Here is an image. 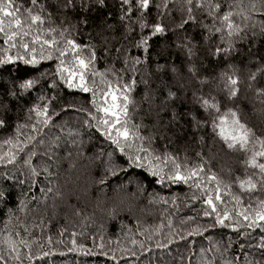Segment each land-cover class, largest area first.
<instances>
[{
    "label": "trees",
    "instance_id": "obj_1",
    "mask_svg": "<svg viewBox=\"0 0 264 264\" xmlns=\"http://www.w3.org/2000/svg\"><path fill=\"white\" fill-rule=\"evenodd\" d=\"M212 2L222 5L216 10L219 15L231 11L233 21L240 25L239 34L231 41L226 27L220 33L210 31L220 28L221 21L207 15V5L195 13V27L192 22H188L186 29L174 31V24H179L181 18H187L186 7L181 8L182 0H168L167 9L164 0H150L149 8L144 10H138L135 0H130L132 11L129 13L127 6H124L123 11L128 13L132 21L142 16L149 26L146 29H141L135 23L129 24L126 29L120 23L121 0H107L102 16L98 12L92 15L98 21L107 18L106 23L111 27L107 30L81 28L80 32H74L73 35L81 45H96V55L100 58L93 68L99 74L96 77L98 83L101 79H107L113 86L116 85L117 75L111 71L112 68L118 71L121 84L135 80L128 93L130 101H135L129 108V126L141 125V135L147 136L144 126L150 127L153 124V118L146 115L149 108L143 99L146 92L158 93L156 103L163 100L169 90L176 93L174 103L169 101V116L172 108H175L181 114L190 111L197 115V119H207L208 124L199 130L191 127V117L185 118L187 124L185 119L179 120L184 131L178 129L176 136L154 142L152 148L158 152L166 150L179 156L181 162L187 161L190 164L199 163L197 153H201L208 162L206 168L229 183L231 192L239 195L236 179H244L246 175L255 179L254 174L258 173L254 167L241 162L252 155L253 149L261 150L260 141L255 140L249 144L247 151L227 149L212 129L211 118L200 107L196 97L214 99L218 103V113L213 110L214 115H224L228 109L238 111L242 122L253 130L256 137L264 139V94L256 91L257 88H264V71L258 72L253 81L248 79L257 68L264 67V12L250 9L251 0ZM15 3L27 8L31 0H15ZM41 3L46 4V11L52 14V22L46 26L59 29L62 23L75 24L77 17L68 13L70 19L65 20L58 11L57 0H38L33 11H39ZM157 4L160 5L159 9ZM245 15L248 16L247 21L244 20ZM158 19H162L168 30L149 37L150 51L143 47L137 49L135 45L141 34L149 35L150 26ZM205 25L208 27H203ZM205 33L208 35L207 39ZM193 35L196 37L193 43L198 44L202 51H196L193 57H189L187 49L177 45ZM229 42L233 50L227 56L206 55L209 45L214 50L217 46L227 48ZM129 43L133 47L129 48ZM121 45L132 56L140 57L142 63L136 65L135 73L131 65L127 72L123 70V58L119 62L114 59L116 49ZM3 47V35L0 34V49ZM106 47L112 53L107 57L104 55ZM83 55L88 57L89 52L85 51ZM55 63L53 58L37 65H26L21 61L0 64V101L10 107L9 126L0 128V152L9 150V146L3 144L4 140L18 139L22 156L29 159L30 165L38 173L34 180L28 179V168L23 166V158L20 156L15 166L0 164V190L10 193L0 198V255L6 258L7 264H203V261L221 264L222 260L237 256L239 264H245V257L242 255L244 252L248 253L249 260L260 258L257 250L248 247L259 241L257 229H245L243 226L238 229L220 226L207 229V224L215 217L210 220L198 215L203 211V206L192 200L191 196L195 193L197 197H201L204 193L191 187L192 181L187 184L173 183L166 178H154L147 167L121 165L128 168L126 175L118 172L115 176L104 177L105 183L100 185L98 181L102 178V172L99 161L94 156L101 145L107 149L110 142L96 128L82 127V122L87 117L75 111H66L63 103L75 100V107H87L84 101L92 98L91 92L85 94L79 90L57 89L53 93L48 89L45 77L25 94L23 101L17 102L2 94L11 87L13 80L38 76L40 72L53 68ZM190 64L197 65L199 75L188 71ZM158 65H167V68H158ZM173 67L176 69L174 72ZM32 69L37 71L33 72ZM229 75L238 78V95L231 98L224 87ZM88 79L91 81L90 75ZM163 84L169 87L163 88ZM41 95L55 96L54 100L43 101L50 104L55 115L49 113L52 115L49 124L39 125L43 130L40 137L28 146L24 144V140L36 135L31 131L35 116L33 114L32 122H28L24 109L34 103L42 107L39 100ZM25 123H29L28 128L18 127ZM41 138L43 143H40ZM146 146L138 140L134 145L137 148ZM25 147L27 151H23ZM32 151H36L37 155L31 156ZM45 151H49L51 159L41 155ZM117 156L126 159L127 153H117ZM257 161L264 163V157H258ZM116 163L120 164V161L117 160ZM44 168L54 175L46 174ZM21 172L23 175H19ZM204 176H207V172ZM9 177L17 179L14 181ZM204 182L207 183V180ZM48 188L53 191L49 192ZM56 192L60 195H56ZM226 199L230 200V197ZM259 200H264V189L245 193L241 204L237 206L243 207L249 203L255 205ZM235 203L231 201L230 209ZM232 215L235 219L234 212ZM187 217H193L191 223L187 222ZM194 225H204V231L188 235ZM240 231L247 234L240 236ZM149 236L152 237L151 240L148 239ZM6 239L28 241V248L17 244L21 260L15 259L11 246L5 243ZM133 240L137 243L133 244ZM158 244H165L167 247L160 248L157 247ZM228 245L231 247H227ZM144 248L148 251H144Z\"/></svg>",
    "mask_w": 264,
    "mask_h": 264
},
{
    "label": "snow or ice",
    "instance_id": "obj_2",
    "mask_svg": "<svg viewBox=\"0 0 264 264\" xmlns=\"http://www.w3.org/2000/svg\"><path fill=\"white\" fill-rule=\"evenodd\" d=\"M38 0H31V4L24 8L23 5L15 3V0H0V34L3 35L4 47L0 49V64H7L10 62L21 61L26 65H37L44 60H52L55 58V66L51 69L40 72L37 75L26 76L19 80H13L11 87L7 88L2 94L7 97L15 99L17 102L23 101L25 94L29 93L34 86L38 85L41 80L47 77L45 83L50 91L53 93L57 89L66 90H79L82 93H92L90 100H85L84 105L79 108L75 107V100L63 101L66 111H75L87 118L83 120L82 127L96 128L103 136L109 141V147L105 149L103 145L95 153L94 159L99 161V165L102 172V178L98 181L100 185L105 183L104 177L115 176L118 172L127 174L128 168L121 167V165L132 166L136 168L147 167L152 172L153 177H160V179H167L173 183L183 182L189 183L192 181L191 187L195 188L198 192L204 193L201 197H197L195 193L192 194L191 199L201 203L203 211L199 212L205 218L211 220L214 216L215 219L207 224V229H214L217 226L238 229L243 226L245 229L255 228L259 232V241L254 244L248 245L250 248H254L259 253V259H248V253L244 252L242 255L245 257V264H264V200H259L255 205L249 203L247 206H237L241 204L242 197L245 193H252L254 190L264 189V163L258 162V157H264V139L256 137L255 133L246 123L242 122L241 114L232 109H228L224 115H214L213 110H217L218 103L212 99L205 97H196L200 107L208 112V116L211 118V127L219 137L225 147L229 150L239 149L243 151L248 150V145L254 143L255 140H259L261 144V150L253 149L252 155L248 157L246 161L241 163L246 166H252L258 170L255 173V179L252 176H245L244 179L239 177L235 183L238 184L240 194L236 195L231 192V185L223 181L217 174L211 172L210 168H206L208 163L201 153H197L200 158V162L196 164H190L187 161L181 162L179 156L173 155L167 152H158L155 148H152L154 142L158 143L159 140H168L171 136L177 135V130L181 132L184 129L179 125V120L191 117V127L195 130H199L208 124V120L197 119V115H194L190 111H186L183 114L177 112L175 108H172L171 115H168L169 101L174 103V97L176 93L171 90L167 92L163 100L156 103L158 99V93L155 91L146 92L144 96V102L148 103L149 108L146 115L153 118V124L144 126L147 129V136L140 134L141 125L129 126L130 105L135 101H130L128 93L135 84V80L121 84V78L118 71L112 68V72L117 75L116 85L113 86L112 82L107 79H101L99 83L96 81L97 75H99L93 68L94 63L100 58L96 55V45H81L77 43L73 33L80 32L81 28H96L99 30H107L110 25H107V18H102L99 21L92 13H100L102 16L103 10L107 5V0H57L58 11H60L65 20L70 19L68 13L77 17L75 24H64L56 27L46 26L52 22V14L46 11L47 5L44 3L39 4V11H33L36 8ZM168 0H164L165 9H167ZM135 5L138 10L148 9L150 6V0H135ZM207 5V15L218 18L221 21L220 28L210 29L217 33H220L223 28L227 29V36L229 41L239 34L240 25L235 23L232 19L233 13L231 11H225L223 15H219L216 11L221 8L220 3H213L212 0H182L181 8L186 7L187 18H181L179 24H174V31H179L187 28L188 22H192L195 27L196 16L195 13L205 8ZM124 6L128 7V12L132 11L130 0H121V16L120 23L127 29L129 24H138L141 29L148 28V24L143 17H138L135 21H132L128 16V13L123 11ZM157 8L160 5L157 4ZM250 9L264 12V0H251ZM240 15V13H237ZM111 16V13H109ZM248 16H244V20L247 21ZM127 20V23H124ZM208 27V26H203ZM149 35L141 34L135 47L137 49L143 47L145 50L150 51L149 37L156 33L166 32L167 26L162 22V19H158L157 22L151 26ZM264 31V28H262ZM30 38V39H27ZM208 38L205 33V39ZM223 38V37H222ZM106 39V38H105ZM196 37L193 35L191 38L184 40L181 44L177 45L181 48L187 49L189 57H193L196 51H202L198 44H194L193 40ZM243 39V37H241ZM131 48L133 45L128 44ZM233 50L231 42L228 43L227 48H221L217 46L214 50L209 49L206 53L208 57H219L221 54L228 55ZM89 52L88 57L83 55V52ZM15 54H12V53ZM111 49L105 48V57L111 55ZM70 56V58H69ZM123 58V70L127 72L128 66L131 65L133 73H135L136 65L142 63L139 56H132L129 51L125 49L123 45L116 49L114 59L119 62ZM211 63V61H210ZM231 67V65H229ZM158 68H167V65H158ZM175 67L172 68L174 72ZM36 72V69H32ZM188 71L194 75H199V70L196 64H190ZM264 71V67L257 68L256 72H253L249 77V81H253L256 78L258 72ZM91 76V81L88 77ZM155 75V74H153ZM223 76V74H222ZM147 83V81H145ZM238 78L235 75L227 76L224 84L229 98L238 95ZM251 86V83L250 85ZM167 84H163V88H168ZM106 88V90H102ZM258 94H264V88L256 89ZM72 93H69L71 95ZM47 100H54L53 97H45L41 95L39 100L42 102V107L38 104H31L30 107L24 109L27 113L28 122H32L33 114L35 116V122L31 123V131L36 135H31L24 140V144L31 146L32 141H35L40 137L42 129L39 125H48L52 119V115H55L54 110L50 107L49 103L43 102ZM23 106L21 105V108ZM10 107L3 101H0V128L9 126ZM52 113V115H49ZM63 114V112L61 113ZM163 114V116L161 115ZM167 117V119H164ZM188 121L185 119V124ZM20 128H28L29 123L24 125H18ZM157 137L159 139H157ZM179 138V137H177ZM141 141L142 144H146V147H134L136 141ZM40 143H43V139H40ZM73 143L75 141L73 140ZM4 145L9 146L8 151L0 152V164L6 166H15L18 162V156L23 158V166L28 168V179H33L37 176V170L30 165V161L27 157L22 156L20 150L19 140L7 139L3 141ZM27 147L23 148V151H27ZM117 153H127V158L117 156ZM155 153V155H154ZM31 156L37 155L36 151L30 153ZM41 155L51 159L49 151L41 153ZM119 160L120 164L116 161ZM115 169V171H113ZM43 171L48 175H54L50 173L47 168ZM207 172V176L204 173ZM23 175V173H19ZM14 181L16 177H9ZM205 179L207 183H205ZM22 184L24 181H20ZM159 182V180L157 181ZM48 191H53L52 188H48ZM10 195L5 191L0 190V198H4ZM56 195H60L56 192ZM226 197H230L227 200ZM251 200V197H250ZM231 201L236 203L229 207ZM175 202V197H173ZM167 203V201H165ZM221 205L223 207H221ZM235 213V219L232 213ZM187 222L191 223L193 217H187ZM183 223V222H182ZM171 225V220H169ZM204 231V225H194L192 231L188 235H196ZM247 233L240 231L239 235L244 236ZM19 236V233L16 234ZM152 239L151 236L148 237ZM50 242V241H49ZM5 243L11 246L12 253H15V259L21 260V253L17 247V244L23 245L25 248L29 247V243L26 240L20 239L13 241L6 239ZM75 244V241H73ZM133 244L137 243L135 240ZM171 243V241H169ZM142 246V245H141ZM157 247L166 248L165 244H158ZM215 247V246H214ZM227 247H231L228 245ZM225 247L224 252H227ZM241 247H244L242 245ZM144 251H148L144 248ZM203 251V249H202ZM135 255V253H132ZM41 255H46L41 253ZM31 258V257H30ZM115 258V257H113ZM183 259V258H181ZM0 264H7V260L3 255H0ZM203 264H211L210 261H203ZM221 264H239L238 256L233 259H224Z\"/></svg>",
    "mask_w": 264,
    "mask_h": 264
}]
</instances>
